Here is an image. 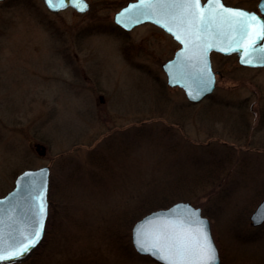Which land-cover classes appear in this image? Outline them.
Returning a JSON list of instances; mask_svg holds the SVG:
<instances>
[{"label": "rangeland", "instance_id": "374dc122", "mask_svg": "<svg viewBox=\"0 0 264 264\" xmlns=\"http://www.w3.org/2000/svg\"><path fill=\"white\" fill-rule=\"evenodd\" d=\"M89 1H0V195L26 168L50 165L53 181L43 241L2 264H161L129 251L131 210L153 185L193 194L221 264L264 263V222L250 219L264 197V66L215 56L214 92L190 102L162 67L177 44L149 24L123 31L128 0Z\"/></svg>", "mask_w": 264, "mask_h": 264}, {"label": "water", "instance_id": "95a60500", "mask_svg": "<svg viewBox=\"0 0 264 264\" xmlns=\"http://www.w3.org/2000/svg\"><path fill=\"white\" fill-rule=\"evenodd\" d=\"M44 2L52 11H59L68 6H72L80 12H85L90 7L87 0H84V4L86 6L82 11L79 7L76 6L75 0H71V2H69V0H65V6L56 9L49 7L46 0H44ZM141 3L142 0H132L128 2L115 13V22L125 29H131L139 23L145 21H153L163 26L166 30L171 28V32L176 39L178 36L180 37V39L177 40L181 43V46L175 51V54L171 59L162 64V67L167 75V83L170 86L181 87L190 102H200L206 96L212 94L215 90L217 79L216 71L213 69L211 61V50H217L224 54L237 53L239 55V63L242 65L254 67L264 66V63H260L255 58L253 59L252 64L244 63L243 60L245 59V57L242 56L241 52L231 50L229 45L231 37L232 35H234V33L230 32L226 25H222L218 29L214 28L210 34H202L199 40H195L192 37H188L187 39L185 37V29L183 25H179L178 21H171L167 17L156 14V12L151 9H141L138 7ZM209 3L210 2H208L203 8L205 12L208 9ZM221 3L225 8L231 10H245L248 13L260 16L255 12H251L243 8L228 6L225 5L222 1ZM195 44H197V46H195ZM209 44H211L212 47L209 48ZM232 47H235V45L232 44ZM41 172H46V175L43 177L45 181L44 191L42 193L43 199L42 201H37L35 200V194L38 189L28 187V185L26 184V174L35 176L38 184L39 180L41 179V177L39 176ZM50 182V165L26 168L17 174L14 179L13 187L5 194L0 195V221H3V223L0 224V230H2V232H0V235H2V240H0V242L7 243L8 245H12L14 243L12 237L19 239L20 232L27 234L32 230V228L34 227L32 217L38 212L37 204L42 202L45 205V213L43 217L36 215V218L38 220H42L43 226V233L40 241L21 258L7 262H16L27 258L29 254L43 240L46 233V225L49 215ZM261 206H264V197L260 200V202L257 204L250 215L251 222L254 225H259L264 222V219L257 220L254 218L258 214V209ZM185 208L194 211L198 210L199 218L205 221L203 229L211 238V241L216 248L217 259L215 261V264H221L220 251L213 237L209 217L202 213V209L200 206H196L187 200H177L168 206L155 208L138 218L133 223L131 228V239L136 251L140 254L149 255L152 259L161 264H166V262L162 260L159 255H154L150 251L139 250L135 237L136 228L138 225L144 223L145 230L148 232H153L157 229H162L165 225L177 223L182 219V217L174 215L173 211L175 210L177 213H179L181 209ZM185 226L187 228H190L193 233H195L196 229L200 227L195 224L188 225L186 222ZM160 255H163V253H160Z\"/></svg>", "mask_w": 264, "mask_h": 264}, {"label": "snow or ice", "instance_id": "6c2138e0", "mask_svg": "<svg viewBox=\"0 0 264 264\" xmlns=\"http://www.w3.org/2000/svg\"><path fill=\"white\" fill-rule=\"evenodd\" d=\"M49 7L61 8L65 6V0H46ZM71 2V0H69ZM76 6L84 10V0H75ZM141 9H151L156 14L169 18L171 21H178L183 25L186 35L199 40L202 34H210L214 28L218 29L226 25L231 37L230 48L232 51L241 52L245 57L244 63L252 64L255 58L264 63V16L248 13L245 10H231L225 8L221 0H210L208 9L205 12L201 8L200 0H142L138 6ZM170 32L171 28L168 29ZM177 39H180L178 36ZM232 44L235 47H232ZM208 47H212L211 44ZM46 172H41V179L38 184L35 176L26 174V184L29 188L38 189L35 200L42 201L45 181L43 177ZM36 215L43 217L45 205L37 204ZM174 215L182 217L177 223L165 225L162 229L153 232L145 230V224L137 226L135 231L136 243L141 251H150L159 255L166 264H215L217 259L216 248L211 238L204 231L205 221L199 218L198 210L181 209L179 213L175 210ZM36 215L32 217L34 227L27 234L20 232L19 239L12 237L14 243L8 245L0 242V262L12 261L27 254L41 239L43 233L42 220ZM257 220L264 219V206L258 209L254 217ZM198 225L193 233L185 226ZM3 221H0L2 224ZM2 232V230H0ZM2 240V235H0ZM163 253V255H160Z\"/></svg>", "mask_w": 264, "mask_h": 264}, {"label": "trees", "instance_id": "16d2710c", "mask_svg": "<svg viewBox=\"0 0 264 264\" xmlns=\"http://www.w3.org/2000/svg\"><path fill=\"white\" fill-rule=\"evenodd\" d=\"M225 168L226 167L221 168V170H217L218 172L213 174V175H211V174L208 175L206 173L207 180L213 182L215 180V177L220 176ZM202 180H204V178L194 177L193 182L195 181V183H200ZM176 182H178V181H176ZM178 183L179 184H175V185H177V187H180L181 182H178ZM52 185H53V181L51 180L50 198H51V192H52ZM176 190L177 189L174 187V185H172L171 188H166V187H162V186L161 187H155L153 185V186H146V188L141 189L140 195L138 196L139 197L138 202L135 205V207H133V209L131 210L130 217H129L130 222L134 223L138 218H140L141 216H143L144 214H146L147 212H149L155 208L170 205L172 202H174L176 200L175 199L176 198L175 197L176 196L175 195ZM172 192H174V193L172 194ZM192 198H193V194L189 193L186 200L189 201V199H192ZM52 218H53V213L51 212L49 222H51L53 220ZM251 229L252 230H250V231L252 233L249 235L256 236V233H254V228L252 227ZM130 249L131 250H129V251H131L133 254H135V255L139 254L134 249L132 242H130ZM141 256L144 258L147 255H141ZM91 262H94V261H91ZM261 264H264V263L261 262Z\"/></svg>", "mask_w": 264, "mask_h": 264}, {"label": "flooded vegetation", "instance_id": "af4514ba", "mask_svg": "<svg viewBox=\"0 0 264 264\" xmlns=\"http://www.w3.org/2000/svg\"><path fill=\"white\" fill-rule=\"evenodd\" d=\"M0 1H2V0H0ZM87 1L90 4V1L89 0H87ZM129 1H131V0H128L126 3H128ZM221 1L225 5L243 8V9H246L248 11L255 12L260 16H264V0H221ZM208 2H210V0H200L201 8L203 9ZM90 7H91V4H90ZM146 24L152 25V26L156 27L157 29L161 30L170 42L174 41L177 44V48L176 49L172 48L169 55L168 56L166 55V58H164L163 61L165 62V61L171 59L174 56L175 51L179 48V46H181V43L174 37L172 32L166 30L163 26H161L160 24L153 22V21H145V22L139 23L136 26H134L132 29L137 28V27L142 26V25H146ZM119 27L123 31H126V32L132 30V29L127 30L121 26H119ZM185 37L188 39L189 36L185 35ZM195 46H197V44H195ZM163 51L165 52V50H163ZM210 55H211V61L212 62H213L215 56H235L237 58V60L239 61V55L237 53L224 54V53L219 52L217 50H211ZM50 205H51V203H50Z\"/></svg>", "mask_w": 264, "mask_h": 264}]
</instances>
